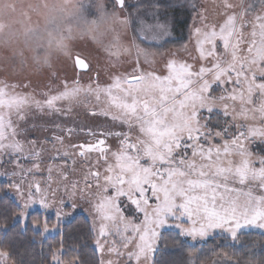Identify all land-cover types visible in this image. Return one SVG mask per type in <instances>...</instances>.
Masks as SVG:
<instances>
[{"label":"snow or ice","instance_id":"6c2138e0","mask_svg":"<svg viewBox=\"0 0 264 264\" xmlns=\"http://www.w3.org/2000/svg\"><path fill=\"white\" fill-rule=\"evenodd\" d=\"M110 3L108 11L103 0H65L52 10L43 34L30 28L25 35L46 36L49 49L64 50L72 29H62L58 18L108 23L115 34L105 51L114 66L128 57L131 72L115 73L105 85L98 75L83 84L80 77L92 69L78 56L76 78L40 98L17 91L28 84L0 80V177L16 197L21 222L38 205L41 215L55 211L56 229L83 202L93 221L97 264H159L160 237L169 229L194 244L215 230L233 243L245 229L264 230V0H258V11L247 0H220L215 19L209 18L207 0H189L193 23L179 50L186 58L173 53L167 60L160 49L170 26L157 13L140 15L146 8L158 12L159 5ZM90 7L96 12L91 20ZM117 24L131 35L129 41L112 27ZM158 55L164 60L160 69ZM34 59L49 64L47 52L37 51ZM74 104L104 118L106 126L87 128L90 141L66 144L75 129L55 121L51 140L28 139L33 110L66 116ZM50 142L56 155L49 159L65 163L44 168L43 145ZM78 158L85 165L79 173ZM37 227L39 219L33 221ZM49 230L45 219L41 235ZM62 249L63 240L49 264H67ZM72 251L77 256L71 264H81L78 249ZM11 259L0 249V264ZM246 264H253L251 257Z\"/></svg>","mask_w":264,"mask_h":264},{"label":"trees","instance_id":"16d2710c","mask_svg":"<svg viewBox=\"0 0 264 264\" xmlns=\"http://www.w3.org/2000/svg\"><path fill=\"white\" fill-rule=\"evenodd\" d=\"M148 3L159 5V8L164 10V14H167L174 23V30L172 31L175 37L167 40L168 42L160 49L164 59H168L173 53L185 57L186 54L179 52V50L180 46L188 40V28L193 15L189 7V0H142L139 4ZM146 9L156 10L155 7ZM4 10L5 7L1 9L2 12ZM129 11L132 9L130 8ZM4 27L5 23L0 19V30H3ZM127 34L130 40L131 35ZM21 38L23 37L14 39L11 47H4V44L2 45L0 42L1 80L18 83V79L23 76L24 79H29L26 82L30 85L32 80H37V83L43 86V88L40 86L39 91L43 92L51 88V85L61 86V82L66 78L69 81L76 78L70 72L63 73L62 71H60L62 73L59 76L60 80L54 77L56 70H58L56 61L69 60V66L73 65L74 60L71 62V51L57 48L55 50V47L49 49L44 40L27 37L22 40ZM27 41L34 43V48L29 53V56L32 54V58L27 57L24 53V50L30 51V46L26 47L24 43L27 44ZM15 42L17 43L16 49L13 48ZM38 43L42 45L39 49L36 47ZM37 51L40 54L48 53V65L39 64L35 61L34 57L37 55ZM12 52L13 55H11ZM58 52H63L64 55H59ZM158 57L159 55L156 57V61H158ZM103 60L105 61V59ZM72 69L74 68L72 67ZM89 113L90 108H86L84 104H74L73 110L66 116H46L33 112L31 118L39 126L47 127L50 133H53L51 126L53 121L75 130L84 128L85 131H79L78 135L73 133V139L86 143L92 139L86 134L88 127L106 126L103 117L93 116ZM5 185L6 182L0 179V189H3L0 191V249L11 253L12 259L9 264H49L51 253L60 248L61 240H63L62 258L67 264H71L73 258L77 256V253L72 249H78V259L81 264H97L98 254L94 251L93 226L86 212L81 209L73 212L69 219L59 222V227L55 229L54 233L45 232L41 235L45 219L49 229H52V225L57 223L55 215L48 212L41 215L40 210H33L27 213L26 218L21 222L18 216V202ZM36 219L40 220V227L33 228V221ZM250 257L253 264H264V236L259 232H243L240 241L237 243H233L230 237L222 233L212 234L206 242L202 240L194 244L190 238L181 237L176 230L169 229L162 233L159 249L156 253L159 264H190V260L194 264H246Z\"/></svg>","mask_w":264,"mask_h":264},{"label":"rangeland","instance_id":"374dc122","mask_svg":"<svg viewBox=\"0 0 264 264\" xmlns=\"http://www.w3.org/2000/svg\"><path fill=\"white\" fill-rule=\"evenodd\" d=\"M141 1L142 0H127V2L131 5L139 4ZM73 2H74V0H73ZM94 2H95V0L93 1V3ZM103 2L106 5L107 10L111 11L112 4L110 3V0H103ZM197 2L200 3L201 0H197ZM233 2H236V0H233ZM247 2H251L253 4L254 10H256V11L259 10L258 0H247ZM219 3H220V0H207V3L204 4V6L207 7V9H208V15H209L210 19L216 18V5ZM2 4H4V6H2ZM64 4H65V0H0V19H2L5 23V27L3 28V30H0V42H2V45L4 44L3 45L4 47H11V45H13V42L15 41L14 39L19 38V37L25 38L26 37L25 33L30 28H39L41 30V34H43L42 30L44 28V25H45L47 18L49 17L50 14H52V10L53 9H59ZM45 5H47V7H45ZM3 7H5L4 12L1 11V9ZM145 11L157 13L159 16L160 22L165 23V24L170 26L171 35L169 37H166L167 40H171L172 38L175 37L174 33L172 31V30H174L173 29L174 23H173L172 19L170 17H168L167 14H164V10L162 8H159L158 12H157V9L156 10L145 9L144 11H142L140 13V15L141 16L144 15ZM95 16H96L95 9L90 7L89 11H88L89 20H91ZM2 17H4V18H2ZM57 23L60 25V27L62 29H66L69 25L71 26V29H72L71 36L64 41V44L66 45V48L64 50H68V51L72 52L71 53V58H72L71 62L74 60L75 56H77V57L79 56L80 58L85 59L86 62H89L91 64L92 71L80 77L81 82L83 84H87L89 82L90 77L93 80H95L97 75H98L99 83L101 85H105V84L110 82V78L115 73H123L126 71L127 72L132 71V64L128 62V59H129L128 57H123L122 58L123 62L118 63L115 66L110 61L109 56H108L107 52L105 51V48L111 43L113 35L115 33L110 29L108 23L99 21L96 26H92L90 24L85 25L82 22L78 24L74 20L70 21L66 17L64 19L58 18ZM192 23H193V19L191 17V21L189 24L190 26L188 28L189 30L191 28ZM112 27L115 28L116 32H119L121 34V39L123 41H125V42L129 41V35L127 34V32H125V30L123 28H121L118 24L113 25ZM65 35L66 36L68 35L67 31H65ZM148 35L151 36L152 33L149 32ZM188 35H189V31H188ZM23 38H21V39L23 40ZM41 40L46 41V44H47L46 36L44 39H41ZM24 43H25L26 47L30 46L29 52L24 50L25 51L24 53L28 57L29 53H31V51L34 48L33 47L34 43L31 41H29V42L27 41V44H26V42H24ZM31 43H32V45H30ZM16 47H17V43L15 42V45L13 46V48L16 49ZM54 49L56 50V48H54ZM58 53H59V55L63 54V52H58ZM44 54L45 53L40 54V55H44ZM11 55H13V52L11 53ZM180 57L186 58V56L182 57L181 54H180ZM29 58H32V54L29 56ZM103 59H105V61ZM164 60H167V59H164ZM164 60H161V58L159 56L158 61H156L155 67L157 69L162 68ZM31 63H33V62L31 61ZM69 63H70L69 60H58V61H56L55 64L58 66V68H57L58 70H56L57 72H55L54 77H56L60 80L59 76L62 74V73H60V71H62L63 73L70 72L71 75L73 74L75 77L76 76L75 71H74V69H72L73 65L69 66ZM13 67L16 68L15 65H13ZM145 67H147V66H145ZM64 78H66V77H64ZM35 79H37V78H35ZM5 81H7V80H5ZM18 81H19L18 83H10V84H18V85L23 86V85H25V83L26 84L28 83L26 81H29V79L28 78L24 79L22 76L21 78L18 79ZM7 82L9 83V81H7ZM37 82H38L37 80L36 81L32 80V84L31 85L28 84L29 85L28 88L21 87V88H18L17 91L34 92L36 94L37 98H40V94L42 92L39 91L40 90L39 88L41 85L38 84ZM62 82H61V86L58 87V86L51 85L52 87L48 88V89H51L53 92H55L56 90H58L62 87ZM41 88H43V86H41ZM48 89H46V90H48ZM33 112H35V110H33ZM33 124L35 125V127L32 126ZM22 126H24V125H22ZM26 127L28 129V139L29 140L39 139L42 141L45 137H48L49 140H51L52 133H50L49 130H47V131L44 130L47 127L39 126L36 121L34 123L31 116L29 117V120H28ZM68 128H71V127H68ZM79 131H80L79 129L75 130L74 131L75 135H78ZM60 134L63 135L64 133H60ZM65 143L67 144V143H84V142L81 140L80 141L74 140L72 137L71 141H69L66 138ZM43 147L46 150L43 153L42 167L46 168L50 163H52L54 166L55 165H62L65 163L63 160L57 159L55 161H51L49 159L51 156L56 155V153L53 150V144L51 142L44 144ZM57 147H59V145H57ZM68 164L70 165L71 161H68ZM83 167H85V165L82 164L78 158L77 159V165H76L77 173H79ZM53 174L55 175V173H53ZM44 175L45 176L47 175L46 171H45ZM72 178H75V176H73ZM0 179L4 180V178H2V177H0ZM9 191L15 197L14 193L11 190H9ZM80 209L87 213L88 218L91 221L92 226H93L92 217L85 210V208L83 206V202H81V208ZM80 209H78L76 211H80ZM33 210H40L39 206L37 205V206H34L33 208H30L28 210V213L30 211H33ZM65 211H70V208L66 207ZM48 213H53L55 215V211L51 210V209L48 211ZM72 215H73V213L69 216L63 217L62 221L69 219ZM54 232H55V229H50L47 233H54ZM243 232H259L260 234H262L264 236V230L256 229V228L245 229V230H243ZM222 233L223 232L221 230H215L214 234H222Z\"/></svg>","mask_w":264,"mask_h":264},{"label":"water","instance_id":"95a60500","mask_svg":"<svg viewBox=\"0 0 264 264\" xmlns=\"http://www.w3.org/2000/svg\"><path fill=\"white\" fill-rule=\"evenodd\" d=\"M77 58V56L74 57V60ZM80 58V57H79Z\"/></svg>","mask_w":264,"mask_h":264}]
</instances>
